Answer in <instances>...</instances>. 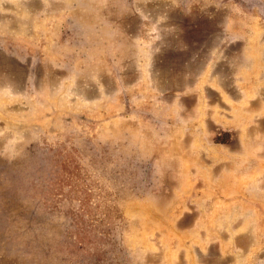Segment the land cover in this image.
Instances as JSON below:
<instances>
[{
	"label": "rangeland",
	"instance_id": "rangeland-1",
	"mask_svg": "<svg viewBox=\"0 0 264 264\" xmlns=\"http://www.w3.org/2000/svg\"><path fill=\"white\" fill-rule=\"evenodd\" d=\"M0 264H264V0H0Z\"/></svg>",
	"mask_w": 264,
	"mask_h": 264
}]
</instances>
